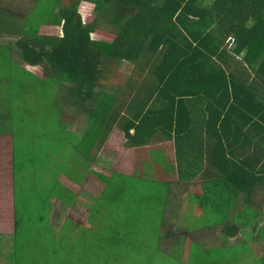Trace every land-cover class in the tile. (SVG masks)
<instances>
[{"label":"trees","instance_id":"1","mask_svg":"<svg viewBox=\"0 0 264 264\" xmlns=\"http://www.w3.org/2000/svg\"><path fill=\"white\" fill-rule=\"evenodd\" d=\"M106 12H116L110 23L114 31L98 25V17ZM56 26L62 33L49 34L46 28ZM96 33L103 36L96 39ZM3 35L16 36L19 55L13 54L11 43H1ZM123 62L130 64L125 77L119 72ZM38 67L41 76L36 75ZM41 81L48 94L54 85L61 94L65 88L70 102L88 117L84 139L89 143L77 149L85 156L96 145L104 146L114 126L123 131L126 148L163 143V148L174 147L178 179L194 188L186 226L193 232L189 239L197 241L196 250L185 251V258L179 259L161 248L173 182L163 181L162 216L148 206L146 215L130 218L146 220L143 229L124 217L129 205L140 203H131L129 195L120 197L126 186L112 184V179L130 176L115 171L111 177L98 176L107 185L87 207L94 211L89 212V228L77 227L68 218L60 231L54 228L52 208L60 202L72 206L75 193L53 182L35 184V160L25 157L30 139L46 136L43 131L49 128L34 126L32 116L23 112L31 108L25 97ZM8 96L2 105L11 111L6 115L13 120L12 131L27 136L29 143L24 145L23 164L16 155L20 138L13 142L14 232L0 231V264L18 263L22 226L36 230L37 236L50 229L58 243L67 234L79 236L82 264H190L193 257L194 264H221L215 253L207 255L211 250L201 248L208 247L207 242H200L201 234L208 237L219 225L224 242L251 229L262 252L257 263L264 264L260 212L249 206L244 216H230L240 200V205L255 203V195L264 193V0H0V97ZM52 134L61 145L60 135ZM17 172L26 174L23 191L44 192L46 205L37 220L41 225L33 228L16 217ZM106 197L117 198L107 209L110 219L97 210L104 208ZM257 205L264 209V194ZM204 215L208 228H193L192 217ZM140 232L146 236L136 235ZM50 248L51 259L61 264L62 251L54 244ZM237 253H227L224 262L245 264Z\"/></svg>","mask_w":264,"mask_h":264},{"label":"rangeland","instance_id":"2","mask_svg":"<svg viewBox=\"0 0 264 264\" xmlns=\"http://www.w3.org/2000/svg\"><path fill=\"white\" fill-rule=\"evenodd\" d=\"M116 12H106L105 14H100L98 17V25L101 28L110 29L112 28V31H114V27L110 24L113 20H115ZM14 39H16V36H7L3 35L1 43L9 42L12 44V51L14 55H19L18 48L14 45ZM128 62H123L120 64L119 70L122 71V73H127L129 68ZM125 77V76H123ZM10 89L12 90L13 87L10 86ZM58 89V86H53L52 93L47 94L44 92L46 89V84L43 83V81L37 83V90L35 88V91L33 90L31 93L27 95L25 98L27 99V102L31 104V106H34V108L40 112V117H44L47 115H52L51 123L48 126L49 128L43 131V134L46 136L38 137L36 138V143H29L28 137L22 136L19 139V143L16 145V148L19 150L17 151V157L20 159V162L24 164L25 158H24V152L26 149H24V145L26 143H29V149L32 151L26 152L25 157H30L31 152H39L38 157H33L35 162H39L38 167L43 166L46 167V169H51L52 173L49 177V180L52 182L54 181L57 172H62L64 168L62 167L61 163H58V161L64 163H67L68 161L65 160L69 155L70 159L74 164L77 162H81L79 150L78 147H85L89 141H85V133L87 130V116L86 114H77V122H72L71 124L67 125V121H64L63 117V110H67L68 106H71V109H74L75 106L70 102L69 100H72L69 96L66 94V89L64 88L62 94L60 92H56L54 90ZM58 93V94H57ZM52 97V100H48L45 104V99ZM2 98V97H1ZM23 98V97H21ZM10 99V96L7 97L5 100L2 98V103H7ZM6 109V108H5ZM35 115H33L32 123L34 126L38 128L46 127L47 121L45 119H42V121L36 120ZM81 123V124H80ZM41 130H36V132H39ZM57 133L60 135V138L62 139L61 145H57L54 141L53 134ZM42 133V131H41ZM87 135H92V132H87ZM115 138H118L117 135H114ZM103 139L99 140L98 143L101 145ZM77 145V147H76ZM120 146V145H119ZM98 149V146H95ZM111 148H115V144H112V142L106 146H103L101 151V160H100V176H106V167L108 166V158L109 151ZM163 149V150H162ZM28 150V149H27ZM108 150V152H107ZM105 152H107L105 155H103ZM132 152H135L134 157V163H135V169H137L136 173L137 175H127L130 177H122V179L116 177L112 179V184L116 181H120L122 184L126 186L121 196H131L129 197V200L132 203V200L138 201L140 204L138 206L135 205H129L127 207L126 212L124 213V217L129 218V221H131L130 218L135 216H141L146 215V211L149 210L148 206H153L154 209L159 211L160 215L162 216L164 213L163 203H164V196L166 194V187L163 184V181L168 180L173 182L172 183V190L169 195L170 204L167 209V216H166V224L162 228V239H161V248L167 252V254H175L176 257L179 259L185 258V251H194L196 250V244L197 241L192 240L193 238L189 239V237L193 236V232L189 233V227L186 226V223L189 219L191 210L188 207V204L185 203L184 208H177L175 206V198H176V192H178L179 186H178V176L176 174H172L173 169V161L170 160V156L172 153V149L170 148H150V147H141L139 149H133ZM81 153V152H80ZM47 162H46V160ZM49 160H52L50 162ZM56 160V161H55ZM126 160H129L128 158ZM130 161V160H129ZM41 162V163H40ZM7 163V162H6ZM114 163H118L119 167L121 166L122 162L120 159L115 160ZM113 164V163H112ZM1 167V166H0ZM6 168L7 164H5L4 169L0 170V180L1 175L6 174ZM118 168V166H117ZM169 172H168V171ZM22 171V170H21ZM123 170H120L121 173ZM167 171V172H164ZM5 172V173H4ZM28 174V173H27ZM123 174V173H121ZM17 210L16 217L19 220L23 221V224L29 223L31 225V228L34 227V225L38 224L41 225V223H38V218L42 215L43 209L46 205L45 198H44V192L43 191H23L24 187L22 184L26 185L25 182V176L21 175V173L17 172ZM126 175V174H124ZM100 184H103V187H106L107 184H105L104 180L100 178ZM21 180V182H20ZM38 180H40V177H38ZM103 180V181H102ZM22 183V184H21ZM174 184V185H173ZM173 188L175 191L174 198L172 197ZM4 187L2 186V183H0V231L4 234H10L14 232L13 227V207L11 210V201H7V205L9 208H5L2 205L3 197L6 193L3 192ZM44 190V189H43ZM102 186L99 188V192L101 193ZM109 191V190H108ZM113 191V188H110V192ZM130 193V194H129ZM262 193H257L255 195V202H259L263 196ZM39 196L41 198H36V196ZM119 196V194H118ZM119 197V198H120ZM114 200H117V198H114ZM114 200H108V198H104V208L97 207L98 211L104 212L108 219H110L111 211H107L108 208H111L112 201ZM242 200H240L233 210L231 211L232 215L235 213L242 214V209L240 206V203ZM48 204V203H47ZM60 206L55 205V209L51 210L50 214V222L54 226V228L57 231H60L62 228V225L65 221V219H71L72 221H75L77 224V227L82 228H89L90 225L88 223V219L90 218L89 211L87 210H71L67 211L65 207H62V204H58ZM247 207L249 205H246ZM119 208V206L117 207ZM152 208V207H150ZM252 208L258 212H260V216L258 219V222L260 221V225L264 226V209L254 205ZM150 216H153L152 213H149ZM95 214L92 216L90 222H93L95 220ZM206 215L202 216L201 218H193L191 220L192 227H202L204 229L208 228L203 222H207ZM152 220H155L152 218ZM10 225H9V223ZM133 225L139 226V227H147V221L144 219H140L138 217V221H131ZM25 226L20 229V232L23 229V233L21 234L19 238V241L17 242V257H18V263L17 264H58L57 260L51 259L52 254L50 251V247L54 244V247L57 246L58 249L62 251V258L64 261L60 262L61 264H68L70 261H73L74 264H82L81 260V250L80 247L83 243H81L79 246V236L73 235L71 237L70 235H65L64 237L60 238L61 243H58L56 239L53 238V234L51 233L50 229H47L46 233L37 236L34 230L27 231ZM214 235H218L220 231H214L211 232ZM144 235L142 232L137 233L136 235ZM136 235L134 237H136ZM255 233L251 231V229H246L244 232H242L238 237L234 239H230L227 242H224L223 240L213 239L212 241H208L203 238H207L206 235L200 236L202 240L200 242H207L208 247L201 246L204 250H211L210 253H206L207 255H211L212 253H215L216 258H219L221 261V264H229V262H224L223 258H227V253H233L234 251H237V257L242 260H244L245 264H259L258 262V256L262 255V252L260 250L259 244L256 242V239L254 238ZM146 236V235H144ZM141 238V237H137ZM136 239V238H134ZM189 239L188 245L185 243ZM196 239V238H195ZM221 239H223L221 237ZM142 241V240H140ZM247 242V243H246ZM31 245V246H30ZM223 245V246H221ZM44 247H48V250H44ZM34 253V256L32 254ZM197 254V253H196ZM228 259V258H227ZM190 264H194L196 260H194V257L190 260ZM163 264H174L173 261H166Z\"/></svg>","mask_w":264,"mask_h":264},{"label":"crops","instance_id":"3","mask_svg":"<svg viewBox=\"0 0 264 264\" xmlns=\"http://www.w3.org/2000/svg\"><path fill=\"white\" fill-rule=\"evenodd\" d=\"M46 29L50 32L49 34L58 35V34L62 33V28L58 27V26L53 27V28H46ZM102 29L112 31V28H110V29L102 28ZM93 36L96 39H100V37H102L103 35L96 33V34H93ZM108 40H111V38H109ZM36 71H37L36 75H39V76L43 75L42 68L38 67V68H36ZM119 72L123 76L128 75L127 73H122V71H120V70H119ZM48 100H51L50 97L45 99L44 104ZM2 104H3L2 98L0 97V166H1L0 170L2 171L4 169L5 164H7L6 174L1 175L2 178L0 180V183H2V186L4 187L3 192L6 193L5 196L3 197L2 205L5 208H9V206L7 205L8 204L7 201L8 200L11 201V205H12V203H13V183H14V177H15L14 173H13V142L15 141V139L17 137L20 138V136H25V135L22 133L21 134L18 133L16 136L13 133V131H12L13 130V120L8 115H6L7 112H11V111L8 108L6 109L7 111L4 110ZM29 106H31V104ZM27 108H28V106H27ZM30 109H27V110L25 109V110H23V112H27L28 115L30 114L32 116V118H33V115H35L34 118H37V120H39L37 115L39 116L40 112H38L34 108V106H31ZM63 111L65 113V115H63L64 118H66L68 120L67 125L71 124L72 122H77L78 121L77 120V114H82V112L80 111V109L76 105H75L74 109H71V108L68 109L67 108L66 111L65 110H63ZM29 116H27V117H29ZM50 116L51 115H47V116H44L42 118V119H45L47 121V125L48 124L50 125ZM87 119H88V117H87ZM114 135H117L118 138H115ZM38 137H40V136H36V137H33L32 139H30L31 144L36 143V138H38ZM107 137L108 138L104 141V146H106L112 142V144H115V148L110 149L109 156H108V158H106L109 161L108 166L106 167V170H107L106 176L111 177L113 171L119 172L120 170H123L121 172V173H123V175L124 174H126V175H132V174L137 175V173H136L137 169H135V163H134V157H133L135 152H132V150L133 149H139L141 147H138V148H126V147H124L123 146L124 134H123V131L120 128H118L117 126L113 127L111 133ZM163 144H157V145H153V146H144V147L145 148H147V147L163 148L162 147ZM168 148L172 149L170 160L173 161V167L175 168V169H173L172 174H176L178 176L174 147L170 146ZM30 151H32V150H30ZM107 152H108V150H107ZM107 152H105L103 155H105ZM29 154H31V157H35V155H36V157H38L39 152L37 153L34 151V152L29 153ZM79 155H80L81 162H77L76 164H74L72 162V160L70 159V155L65 159L68 161L67 163L63 164L62 162L57 160L58 163L62 164V167L64 168V170L62 172H60V171L57 172V175H56L52 185L54 186L55 184H61V185L65 186L69 191L75 193V200L72 203V206L69 207V206H65L62 204V207H65V209H67V211L68 210L71 211L74 209L87 210L88 205H93L94 202L97 200V198H99L100 195L105 190V187H103L104 185L100 184V180L98 179V176H100V174H101L100 171H103V170H100V160H101L100 149L93 147L90 151V154H89L91 156L90 158H89V155L85 156V155H83V153H80V152H79ZM92 157H94V158L92 159ZM127 158L130 161L126 160ZM118 159H120L122 162L120 167H119L118 163H114V161L118 160ZM38 164H39V162H35V164H34L35 179H36L35 184L47 185L49 183H52V180L51 181L49 180V177L52 173V170L46 169V168H45V170H43L41 168V166L38 167ZM117 166H118V168H117ZM167 171H164V172H167ZM101 175H103V173ZM38 177H40V180H38ZM165 181H168V180H165ZM190 185H192V184H186V182L185 183L180 182L178 179V186L180 189H178V192H176V198H175V204H177L176 207H178V208L183 207L184 208L185 203H187L190 210L193 208L191 194L194 193V188L190 187ZM101 186H102V191L100 193L99 188ZM51 190H52V188H51ZM172 194H173L172 197L174 198V196H175L174 188H173ZM58 204H61V202L56 203L55 205L60 206ZM256 204H258V203L253 202V203H249L247 205L251 206V209H253L252 206H254ZM55 205L52 209H55ZM240 206H244V207H241L242 211H244V212H242V214H239V215L244 216L245 212L250 207L249 206L247 207L246 205H240ZM236 214H238V213H235L234 215H232V213H230V216L235 218ZM259 223H260V221H259ZM214 229H216V231L219 232L220 231V225ZM219 234L214 235L212 233H209L208 237L203 238V239H206L208 241H212L213 239L218 240V238H219V240H221L219 237ZM232 239H234V238H232Z\"/></svg>","mask_w":264,"mask_h":264}]
</instances>
